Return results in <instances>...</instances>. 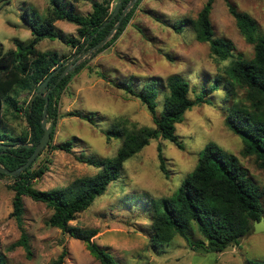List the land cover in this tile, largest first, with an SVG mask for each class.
Instances as JSON below:
<instances>
[{
  "label": "rangeland",
  "instance_id": "obj_1",
  "mask_svg": "<svg viewBox=\"0 0 264 264\" xmlns=\"http://www.w3.org/2000/svg\"><path fill=\"white\" fill-rule=\"evenodd\" d=\"M231 1L253 16L264 32V0ZM206 2L142 0L121 37L98 54V50L91 49L77 52L58 39H45L38 44L42 51H56L60 56H67L68 63L76 62L74 57L80 53L73 71L83 62L88 63L62 92L58 104L59 118L53 145L59 147L64 142L73 141V151L45 148L36 165L48 159L49 170L35 181V188L51 190L76 177L94 174L95 167L77 158L82 153L85 158L115 156L120 139L114 137L108 142L102 132L113 119L126 118L139 125L153 124L146 106L137 98L127 97L114 82L126 81L141 88L148 79L165 80L179 74L190 81L194 98L196 91L213 81L215 76L226 75L223 70L229 62L215 59L210 44L197 41L186 24L187 18L197 17ZM48 6L49 0H0V45L3 49L15 48L14 38L30 41L32 32L24 26L22 15L26 11L30 16L34 11L45 14ZM74 6L80 14L92 10V3L88 1L74 2ZM211 20L216 37L231 40L236 54L246 59L253 57L254 46L240 33L225 0L214 1ZM56 26L68 34L77 35V26L73 23L58 20ZM244 93L240 90L241 98ZM222 105L223 92L218 90L210 95L208 103L195 105L187 111L184 120L177 125L184 150L169 140H152L126 162L120 181L114 182L107 193L72 224L83 228L98 227L101 232L95 238L96 243L120 264H250L251 261H264V232L253 231L238 245L218 253L195 247L194 241L204 240L195 223L189 234L190 240L177 235L158 251L151 248L150 213L142 208L140 198L144 193L156 198L170 196L195 168L199 153L208 143L215 142L227 153L236 155L250 177L264 189V170L257 167L254 156L242 155L243 140L226 126L220 110ZM69 111L97 112L104 118L95 126L79 116H65ZM52 121L48 119L47 126ZM6 125L16 134L27 130L25 118L21 121L8 119ZM159 144L163 145L169 176L161 170ZM12 183L10 178L0 177V253L5 256V264H51L64 250H67L64 264H101L86 243L52 227L48 220L53 210L29 196L24 197L23 228L29 238L31 256L23 246L14 247L22 230L11 217L14 191L8 185ZM120 184L125 187L121 188ZM262 203L264 206V195Z\"/></svg>",
  "mask_w": 264,
  "mask_h": 264
},
{
  "label": "trees",
  "instance_id": "obj_2",
  "mask_svg": "<svg viewBox=\"0 0 264 264\" xmlns=\"http://www.w3.org/2000/svg\"><path fill=\"white\" fill-rule=\"evenodd\" d=\"M78 1L91 2L92 10L87 14L76 12L74 2ZM130 1L123 0L119 14L113 19H110L115 9L112 6L118 0H49L47 13L34 11L33 16H30L26 11L22 15L23 21L30 26L32 39L23 41L14 38L15 48L6 51L0 45V144L18 145L0 148V161L5 168L15 170L25 164L39 143L44 133L42 121L46 99L40 95L33 98V95L42 81L68 58L60 56L56 51H42L38 49V44L45 39H58L77 52L90 50L108 36ZM141 1L138 0L130 9L114 36L98 49L97 54L121 37ZM214 1L207 0L197 17L187 18L186 24L197 41L210 44L215 59L229 62L223 70L226 75L220 73L215 76L213 81L196 91L194 98L190 81L179 74H173L165 80L148 79L141 88L126 81L114 82L117 88L126 92L127 97L137 98L146 106L153 124L139 125L126 118L113 119L112 124L102 129V132L108 142H112L114 137L120 139L115 156L85 158V153H82L77 158L95 167L97 171L94 174L76 177L51 190H40L35 188V181L49 170L50 163L47 159L36 165L44 150L73 151V141L64 142L59 147L53 145L59 118L58 104L62 92L88 61L58 83L63 69L52 77L47 117L53 120L54 128L48 146L19 175L0 173V177L13 181L8 185L14 191L11 217L22 230V236L14 247L23 246L31 256L29 238L23 228L24 197L29 196L53 210L48 220L52 227L86 243L101 264H120L96 243L95 238L101 232L98 227L83 228L73 225L72 221L77 220L82 212L105 195L114 182L120 181L126 162L150 145L152 140H169L184 150L183 142L177 134V125L184 120L187 111L195 105L208 103L210 95L218 90L223 92L220 110L224 114L225 124L243 140L242 155L254 156L257 167L264 170V32L253 16L240 10L233 1L225 0L240 33L254 46V55L250 59L236 54L231 40L215 35L211 20ZM58 20L75 24L77 35L59 29L56 26ZM240 90L245 91L242 98ZM23 94L27 95L26 98H22ZM65 116H79L95 126L104 118L97 112L83 111H69ZM22 118L27 121L25 132L16 134L14 130L8 129V119L21 121ZM158 150L161 170L169 176L162 144L158 145ZM120 185L121 188L125 187ZM263 195L264 189L250 177L239 158L227 153L217 143L210 142L199 153L195 168L170 196L156 198L144 193L140 198L142 208L150 213L153 230L150 236L151 248L158 251L177 235L190 240L193 223L206 240L194 241L196 248L204 247L221 253L238 245L243 237L253 232L254 222L264 217ZM66 256L67 250H64L51 264H64ZM0 264H5V256L1 253ZM250 264H264V261H251Z\"/></svg>",
  "mask_w": 264,
  "mask_h": 264
},
{
  "label": "water",
  "instance_id": "obj_3",
  "mask_svg": "<svg viewBox=\"0 0 264 264\" xmlns=\"http://www.w3.org/2000/svg\"><path fill=\"white\" fill-rule=\"evenodd\" d=\"M138 0H131L129 2V4L122 10V13L119 17V20L117 22V24L114 26V28L110 31V33L108 34V36L101 41L100 43H98L94 48H92L91 50L95 51L98 50L100 48H102L115 34V32L117 31L118 27L120 26V23L122 22L123 18L128 14V12L130 11V9L135 5V3ZM123 4V0H118V3L110 17V19H113L116 17V15L119 14L120 9L122 7ZM27 29H30V26L28 23H25L24 25ZM103 27V26H102ZM101 27V28H102ZM80 56V53H77L75 55V59L76 62L73 63H68V61H65L61 66H59L58 68H56L55 70H53L45 79L44 81H42V83L38 86L36 92L33 95V98L36 97L37 95L43 96L46 99V104L44 107V118L42 121V127L44 129V133L39 141V143L36 145V147L34 148L33 153L30 155V157L28 158L27 162L25 164H23L22 166H20L19 168L15 169V170H9L7 168H5L1 161H0V173H6L10 176H16L19 175L20 173H22L26 168H28L32 162L38 157V155L48 146L49 141L51 139V133L53 131V123H51L49 126H47L48 123V117H47V108H48V104H49V94L50 91L52 90V88H50V80L52 79V77L54 75H56L57 73H59V71L61 69H63L60 73L59 79L57 81V83L59 81H61L68 73L72 72L74 68L77 67L78 62L77 59ZM56 83V84H57ZM55 84V86H56ZM18 145H6V144H0V148L3 149H7L8 147H16ZM27 146H31L30 144H27ZM254 233H261L264 232V217H262L259 221H255L254 222Z\"/></svg>",
  "mask_w": 264,
  "mask_h": 264
},
{
  "label": "crops",
  "instance_id": "obj_4",
  "mask_svg": "<svg viewBox=\"0 0 264 264\" xmlns=\"http://www.w3.org/2000/svg\"><path fill=\"white\" fill-rule=\"evenodd\" d=\"M23 95H24V94H23ZM23 95H22V96H23ZM24 96H25V95H24ZM24 96H23V97H24ZM23 97H22V98H23Z\"/></svg>",
  "mask_w": 264,
  "mask_h": 264
}]
</instances>
